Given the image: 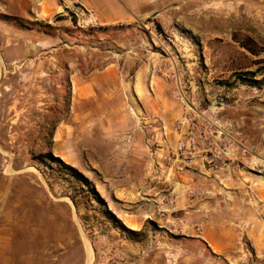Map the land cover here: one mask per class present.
Returning <instances> with one entry per match:
<instances>
[{
    "label": "rangeland",
    "instance_id": "1",
    "mask_svg": "<svg viewBox=\"0 0 264 264\" xmlns=\"http://www.w3.org/2000/svg\"><path fill=\"white\" fill-rule=\"evenodd\" d=\"M103 1L0 0V264H264V0Z\"/></svg>",
    "mask_w": 264,
    "mask_h": 264
},
{
    "label": "crops",
    "instance_id": "2",
    "mask_svg": "<svg viewBox=\"0 0 264 264\" xmlns=\"http://www.w3.org/2000/svg\"><path fill=\"white\" fill-rule=\"evenodd\" d=\"M98 20L103 25H113L123 19V12L119 4L113 0H104L102 4L95 5Z\"/></svg>",
    "mask_w": 264,
    "mask_h": 264
},
{
    "label": "trees",
    "instance_id": "3",
    "mask_svg": "<svg viewBox=\"0 0 264 264\" xmlns=\"http://www.w3.org/2000/svg\"><path fill=\"white\" fill-rule=\"evenodd\" d=\"M255 55H257V53H255ZM247 75L254 77L255 76V73L254 72H247ZM248 81H250L251 83H253V85H256V84H259L260 83V81H256V80H248Z\"/></svg>",
    "mask_w": 264,
    "mask_h": 264
}]
</instances>
